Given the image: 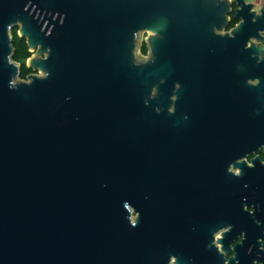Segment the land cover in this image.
I'll return each mask as SVG.
<instances>
[{"label": "water", "instance_id": "1", "mask_svg": "<svg viewBox=\"0 0 264 264\" xmlns=\"http://www.w3.org/2000/svg\"><path fill=\"white\" fill-rule=\"evenodd\" d=\"M231 4L0 0V264H143L158 160L170 158L164 135L188 116L170 107L174 64L190 18L226 28ZM16 28L38 72L25 80ZM141 30L147 60L136 55Z\"/></svg>", "mask_w": 264, "mask_h": 264}, {"label": "flooded vegetation", "instance_id": "2", "mask_svg": "<svg viewBox=\"0 0 264 264\" xmlns=\"http://www.w3.org/2000/svg\"><path fill=\"white\" fill-rule=\"evenodd\" d=\"M231 2L226 28L190 18L185 59L174 64L170 107L188 116L164 135L170 158L158 160L143 264H264V0ZM233 30L235 52L225 54ZM150 35L139 31L141 60Z\"/></svg>", "mask_w": 264, "mask_h": 264}, {"label": "trees", "instance_id": "3", "mask_svg": "<svg viewBox=\"0 0 264 264\" xmlns=\"http://www.w3.org/2000/svg\"><path fill=\"white\" fill-rule=\"evenodd\" d=\"M13 35V44L15 48V55H14V61L19 63L22 66V79H26L28 74L31 72L26 67V61L30 57V53L28 52V46L25 39H21L18 36V29H14L12 31Z\"/></svg>", "mask_w": 264, "mask_h": 264}]
</instances>
